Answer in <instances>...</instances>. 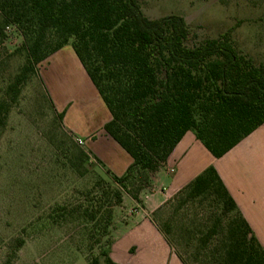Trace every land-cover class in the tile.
Segmentation results:
<instances>
[{"label": "trees", "instance_id": "16d2710c", "mask_svg": "<svg viewBox=\"0 0 264 264\" xmlns=\"http://www.w3.org/2000/svg\"><path fill=\"white\" fill-rule=\"evenodd\" d=\"M7 25L20 32L24 61L3 89L0 132L38 63L69 45L109 114L103 130L130 157L120 175L106 168L54 207L56 217L83 223L90 249L102 244L85 264H118L108 249L123 196L142 204L186 131L218 158L264 122V64L242 55L227 33L188 44L181 16L147 18L139 0H0V35ZM77 153L79 164L88 160ZM163 204L172 216L156 228L168 245L169 233L184 238L190 261L264 264L262 246L212 166Z\"/></svg>", "mask_w": 264, "mask_h": 264}, {"label": "rangeland", "instance_id": "374dc122", "mask_svg": "<svg viewBox=\"0 0 264 264\" xmlns=\"http://www.w3.org/2000/svg\"><path fill=\"white\" fill-rule=\"evenodd\" d=\"M139 4L150 19L181 16L189 29L188 44L227 33L242 55L254 64H264V0H139ZM66 56L75 60L80 75ZM23 61L20 32L17 26L7 25L0 35V99ZM58 63V68L48 72L47 85L55 94L66 97L57 105L43 78L45 71ZM36 68L37 75L30 76L21 87L0 132V264L7 259L10 264H85L91 255L99 254L102 244L90 249L83 223L56 217L53 210L57 203L72 199L75 189L88 186L97 175L105 177L106 167L88 144L105 134L102 125L109 115L95 89L90 90L86 83L89 80L69 45L50 53ZM250 142L254 146L250 156H227L223 161L235 158L226 163V169L231 178H237L239 190L246 193L243 210L253 229L250 231L259 236L264 247V133ZM77 148L89 156L81 164ZM151 190L146 188L145 194ZM141 207L123 196L116 210L114 238L128 231L124 222L130 224V214ZM171 216V206L162 203L148 218L155 227L162 228ZM178 235L168 234L171 245L162 237L171 253L183 256L187 264H196L190 261L184 238ZM19 240L22 242L16 247ZM120 240L118 258L141 262L144 249L128 246L130 238ZM100 264L106 263L101 259Z\"/></svg>", "mask_w": 264, "mask_h": 264}, {"label": "crops", "instance_id": "0c3cea01", "mask_svg": "<svg viewBox=\"0 0 264 264\" xmlns=\"http://www.w3.org/2000/svg\"><path fill=\"white\" fill-rule=\"evenodd\" d=\"M66 58H68L69 61L72 62L73 67H75V69L77 70L75 60L70 56H66ZM58 67L59 63L51 65L45 71L43 78L52 100L56 102L57 105L66 97L59 96V93L55 94L53 90H50V88L47 87V85L49 81L48 72H51L53 68ZM78 74L80 75L79 72ZM86 83L90 87L91 91L92 88L94 90V87L92 86L90 81H86ZM95 120L96 118L94 117L93 122ZM71 127L74 128L72 125ZM263 131L264 122L243 139H241L225 154L218 158L210 155V153L203 147V145L198 140H196L192 132L186 131L167 156L164 165L159 168L152 176V190L142 196V207L138 208L140 210H136L134 213L130 214V216H133L131 223L129 224V222H124L125 220L122 221L124 222V226L128 228V231L124 233H122L123 231H121L120 233H122V236L119 237V239L114 238L112 235V244L109 248L108 255L113 260L120 262V264H182L179 261L178 257L170 252L168 245L166 244L160 233L157 231L154 224L150 221L148 215L156 207L162 204L167 198H169L171 194L175 193L180 187L186 184L208 165H212L217 172L226 190L228 191L229 195L233 199L234 203L236 204L237 208L239 209L240 213L246 220L251 230L252 227L250 225L249 219L243 210V207H245V205L247 204L246 193L239 190V182L237 178H231L228 175L230 172L228 171V169H226V163H232V160H234L236 158L235 156L237 155L243 154L246 156H250V152L254 148V146H252V143L250 142L251 139L253 140L259 133L263 135ZM88 145V148L92 152V154H94L96 158H98L104 164V166L115 175H120L125 170L126 166L130 163V157L106 133L98 135L95 141ZM195 153L200 155V158H198ZM227 156H230L229 158H235H232V160L228 162L223 161ZM116 225H114L113 230L115 229ZM253 236H255L258 242L260 241L257 234H253ZM120 238H130L131 241L127 243L128 246L131 244L133 248L139 246L144 249L145 253L141 259V262H124L120 260V258H118L117 255L121 252L117 248L119 242L121 241ZM261 246L264 250L263 245Z\"/></svg>", "mask_w": 264, "mask_h": 264}]
</instances>
